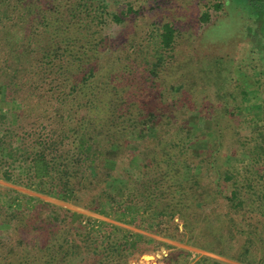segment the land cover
Segmentation results:
<instances>
[{
  "label": "trees",
  "instance_id": "16d2710c",
  "mask_svg": "<svg viewBox=\"0 0 264 264\" xmlns=\"http://www.w3.org/2000/svg\"><path fill=\"white\" fill-rule=\"evenodd\" d=\"M250 2L254 12L264 8L263 0ZM124 3L0 0V86L6 88L0 178L242 263L264 264V173L245 182L248 171L229 164L242 106L231 104L233 93L221 92L211 117H201L200 107L184 100L193 92L184 95L179 75L169 74L178 29L171 22L132 23L138 11ZM203 20H210L208 12ZM155 91L171 100L167 107L146 99ZM193 117L211 121L204 150ZM235 141L248 147L243 135ZM259 147L254 164L264 162V142ZM149 240L0 185V264H131ZM193 264L228 263L202 256Z\"/></svg>",
  "mask_w": 264,
  "mask_h": 264
},
{
  "label": "rangeland",
  "instance_id": "374dc122",
  "mask_svg": "<svg viewBox=\"0 0 264 264\" xmlns=\"http://www.w3.org/2000/svg\"><path fill=\"white\" fill-rule=\"evenodd\" d=\"M121 1L123 6L124 2H132L134 9L138 11L130 18L132 23H142L144 20L157 23L171 22L178 29L177 52L176 56L171 58L169 74L179 75L181 83L185 85L184 95L193 92V96L184 97V100L190 105L199 106L203 111L201 117L202 115L211 117L208 115L209 107L212 104L217 105L223 99L218 93L227 91L229 94H234L235 98H230L231 104L241 105L242 109L234 117L236 128L233 131L235 133L237 129L241 135L232 136L234 140L230 145L234 157L230 159L229 164L248 171L244 176L245 182L258 179L257 172L264 173V162L255 164L253 162L256 155L262 153L259 143L264 142V8L260 6L254 12L252 3L248 4L250 0ZM218 4H221L219 8ZM207 12L210 14V20L204 22L203 18ZM218 58L221 62L214 65L213 60ZM209 59L212 61L210 67H208ZM216 69L222 73L218 75ZM208 75L219 79L210 80ZM225 78L228 80L227 83L223 82ZM5 89L0 86V105L5 99L3 97ZM244 90L248 93L246 98H244ZM156 91L155 96L146 99L155 107H167L171 100L157 97ZM204 118L197 121L193 117L192 122L196 132L200 134L197 144L202 150L207 147L205 134L211 122H206ZM242 135L247 140L248 147L244 148L235 141ZM0 185L84 213L98 223L110 222L147 235L150 239L149 248L143 253L136 254L131 259V264H193L202 256H209L228 264H246L186 241L147 232L134 225L116 221L112 217L13 184L2 178ZM176 222H180L179 228L183 231L182 221L177 218Z\"/></svg>",
  "mask_w": 264,
  "mask_h": 264
}]
</instances>
